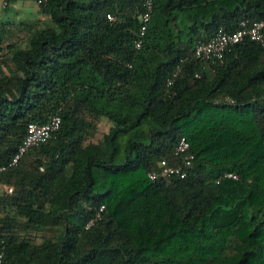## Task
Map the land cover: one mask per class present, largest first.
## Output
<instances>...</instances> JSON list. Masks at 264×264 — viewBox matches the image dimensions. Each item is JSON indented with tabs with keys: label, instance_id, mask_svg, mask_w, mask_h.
Returning <instances> with one entry per match:
<instances>
[{
	"label": "trees",
	"instance_id": "16d2710c",
	"mask_svg": "<svg viewBox=\"0 0 264 264\" xmlns=\"http://www.w3.org/2000/svg\"><path fill=\"white\" fill-rule=\"evenodd\" d=\"M33 1L0 20V264H264V43L193 53L264 0H154L139 47L142 0ZM180 136L186 175L150 179Z\"/></svg>",
	"mask_w": 264,
	"mask_h": 264
},
{
	"label": "built area",
	"instance_id": "2783aa9c",
	"mask_svg": "<svg viewBox=\"0 0 264 264\" xmlns=\"http://www.w3.org/2000/svg\"><path fill=\"white\" fill-rule=\"evenodd\" d=\"M41 2L42 0H36ZM154 0H142L143 10L140 12L139 35L140 37L134 41L136 47L140 46L141 37L144 35L147 23L150 19L151 11L153 8ZM107 17H111L110 14ZM244 37H248L251 40L264 43V17L253 21L251 24H247L245 20L240 22L237 29L227 31L223 28H219L214 35L206 40L199 41L194 47V55L198 58L215 62L221 58L226 50H229L232 45L236 44ZM174 75V73H173ZM172 82V77L167 78V83ZM231 101V99H230ZM60 116L53 115L48 121L44 123L28 122L26 126V133L18 145L16 152L11 157L8 165H15L23 155V153L30 147L45 141L48 139L59 127ZM194 157L193 152L190 149V143L185 136H180L177 143L174 146L172 157L170 159L161 158L157 162V169H152L148 172V177L155 180L162 176H176L184 177L187 173L186 167H188ZM5 165H2L0 169H4ZM225 175L236 178L235 173H226ZM2 184V190L6 192L12 191V186L5 183ZM103 205H101L95 214V217H99L100 211ZM87 222V226L93 222V219ZM2 253H0L1 262ZM150 264V263H146Z\"/></svg>",
	"mask_w": 264,
	"mask_h": 264
},
{
	"label": "rangeland",
	"instance_id": "374dc122",
	"mask_svg": "<svg viewBox=\"0 0 264 264\" xmlns=\"http://www.w3.org/2000/svg\"><path fill=\"white\" fill-rule=\"evenodd\" d=\"M30 1V2H29ZM30 4L32 7H34V10L29 11H24L26 9L24 7V4ZM29 5V6H30ZM28 6V7H29ZM24 7V8H23ZM38 12H37V4L33 0H16V1H11L7 7H3V0H0V20H5V19H33L38 17ZM3 71H6L5 68L3 67ZM109 127V121L106 118H101L98 126H97V131L89 137L90 140H98L102 133L107 131Z\"/></svg>",
	"mask_w": 264,
	"mask_h": 264
},
{
	"label": "crops",
	"instance_id": "0c3cea01",
	"mask_svg": "<svg viewBox=\"0 0 264 264\" xmlns=\"http://www.w3.org/2000/svg\"><path fill=\"white\" fill-rule=\"evenodd\" d=\"M30 2V1H29ZM30 4H28V3H26V4H24V7L26 8V9H24V11L26 12V11H29L30 12V10L32 9V10H34L35 8L34 7H32V5H30ZM29 6V7H28ZM23 7V8H24ZM1 190H2V184H1V186H0V192H1Z\"/></svg>",
	"mask_w": 264,
	"mask_h": 264
}]
</instances>
